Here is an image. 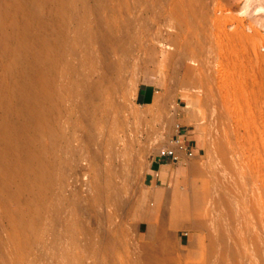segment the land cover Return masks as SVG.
<instances>
[{"label":"rangeland","instance_id":"374dc122","mask_svg":"<svg viewBox=\"0 0 264 264\" xmlns=\"http://www.w3.org/2000/svg\"><path fill=\"white\" fill-rule=\"evenodd\" d=\"M61 1L65 6L70 7V12L77 10V4L72 0ZM160 1L162 8L159 12L153 9L156 0L91 1L92 13H127L131 28L129 30L128 26L127 31L122 29L118 34L121 36L124 31L125 36L128 34L126 39L139 40L136 45L131 46L130 42L124 39L125 45L120 50L122 55L119 53L118 56L122 57V62L125 64L120 62L121 66L123 65L121 69L123 68L122 76L125 82L120 88L122 106L119 107L118 120H111L107 127L111 135L115 133L124 135L119 138L120 141L134 147L125 160L127 167H124L125 162L123 164L120 160L115 161L113 165L118 169L123 165L124 168L112 173L113 176L105 183L108 187L111 183H117L115 190L117 192L119 190L117 194L122 198H119L118 204L113 199V193L110 191L107 193L109 224L105 225L108 228H105L106 231H103L105 233L101 235L107 236L108 244L102 245L100 242L96 244L99 236L95 231L99 227L96 228L97 224L95 227L90 221L96 213V206L93 204L85 207L84 214H78V220L86 225L84 227L89 228L88 232H77L78 238L82 240L81 243L98 246L93 250L95 251L92 252L93 254H88L86 250L82 251V248L76 247L72 241L64 243V252L53 255L36 242L33 233L27 231L16 233L14 229L22 228L24 222L22 218L39 226L42 215L29 208L25 214L18 210L7 211L4 193L7 190L10 194L16 195L22 189L23 177L35 173L27 166L23 157L7 154L8 145L0 139V171L3 173L0 172V176L4 175L7 179L6 166H4L7 161L13 168L14 175L12 181L11 178L6 180L0 177L4 179L3 183L2 179L0 180L2 184L0 185V264H67L72 255L80 259L78 262L80 264H196V262L200 264L195 259L196 253L202 247L208 249L210 244L208 230L213 225L212 219L209 222L210 216L213 218L212 215H222L227 220L224 223L239 222L240 224L241 220L244 221L243 217L249 215L252 210L251 214L254 213L256 222L264 225V0L192 2L194 6L198 4V7L197 4L195 6L196 12L193 13H199L200 16L193 21L196 22L195 24L187 29L183 28L182 32L189 31L188 34L185 33L188 40L194 43L195 47L201 46L195 48V51L200 49L195 55L201 53L199 65L202 64L199 67L203 69L205 66V71L212 76L211 85L210 81L209 83L204 81L206 85H202L203 81H198V77L195 78L197 82H194V78L183 79L181 70L179 71L175 66L176 61L164 58V54L169 52L167 44L160 42L158 47H154L153 41L142 38L144 32L157 33L158 29L165 30L166 17L170 13H175L177 8L182 7L181 9L188 13L186 0ZM11 2L12 0L9 4ZM12 4L17 5V1ZM20 4L22 5L20 13H8L9 16L4 17V29L10 44L7 52L16 51L18 56H25L22 45L18 43L19 33L24 22L35 14V8L30 5V0ZM37 5L45 16H49L44 35L57 45L64 23L57 13L59 0H38ZM255 6L259 7L255 8ZM154 10L156 13H163L160 14L162 16L152 18L148 13H155ZM134 13L138 14L134 15ZM2 14L5 12L0 7V16ZM147 19L152 20L154 24H151V21L146 22ZM12 20H17L21 25L20 28H13ZM119 20L122 21L121 18ZM144 23L148 27L151 25L150 30ZM179 26L175 24L174 28L179 29ZM141 28L143 30L136 31V34H129L132 29ZM171 34H163L164 39L169 38ZM33 35L34 39H38L40 32L35 31ZM176 43L180 44V41ZM36 49L39 50L41 47L37 45ZM4 51L0 43V116L7 104L14 119L21 122L28 116L30 109L17 99L16 89L23 85L36 88L37 83L29 78V72L25 69L10 71ZM125 53L127 56L124 57ZM204 59H206L205 65ZM207 63L209 65L206 68ZM143 85H150L154 90V99L148 105H142L137 101V92ZM212 114L215 115V122L212 120ZM176 126L179 127L178 136H181L179 140L193 151V156L178 164L167 161L170 166L161 168L158 181L152 186L145 185L146 171L151 161L157 159L158 151L172 146L171 140L178 138ZM219 136L221 146L218 143ZM36 150L41 152L42 149L36 147ZM23 151L24 147L19 141L13 142L9 150L11 154L18 152V155ZM49 162L53 164L54 160L51 159ZM89 174L91 175L83 165L80 163L77 165L74 173L79 179L77 197L74 201L76 204L87 201L92 194V190H86L85 186L89 181L87 178ZM236 196H240V200ZM22 197L23 203L27 196L22 195ZM241 197L244 200H241ZM72 219L75 220V216ZM88 221H90L89 225L93 224L94 227L90 228L86 223ZM236 223L232 225L235 224L237 228ZM242 227L244 228L241 226V231L238 230L236 236L229 234L228 238L234 240L236 237H244L245 233L249 235L245 231L249 229L248 231L251 232L250 227L246 230L244 228V232ZM59 228L61 233L68 229L65 222H62ZM95 255L99 256L98 259L94 258ZM237 261L234 260L235 263Z\"/></svg>","mask_w":264,"mask_h":264},{"label":"bare ground","instance_id":"6f19581e","mask_svg":"<svg viewBox=\"0 0 264 264\" xmlns=\"http://www.w3.org/2000/svg\"><path fill=\"white\" fill-rule=\"evenodd\" d=\"M9 1L11 0H1L0 6L1 10L5 12V14L0 16V43L5 50V61L10 71L18 68L27 70L29 78L36 81L37 87L30 88L27 85H23L16 89L15 94L17 99L30 109L28 116L23 121L20 122L14 119V115L7 104L0 116V139L8 145L7 154L13 157H23L27 166L35 173V175H25L23 177L22 189L16 195L10 194L7 190L5 193L3 192L6 210L9 212L10 210H18L22 213L24 212V214L28 208L32 209V211H38L42 215L39 226H36L30 220L26 221L25 218H22L24 220L22 228L14 230L16 233L25 231L33 233L36 242L49 253L53 255L60 254L64 252V243L74 241L76 247L82 248V251L86 250L88 254H91L95 252L93 250H96L99 242L102 245L108 244L107 236L102 237L101 235L105 233L103 232L106 231L105 228H108L105 225L109 224L108 191L113 193L115 203L119 204V198H121L117 194L119 190L118 192L115 190L117 183H111L109 187L108 185L105 186V183L113 176L111 174L116 170L121 169L124 165L125 168L127 167L125 160H127L129 154L134 150L133 146L126 145L123 141H120L119 138H122L124 135L120 133L111 135L107 128L111 120H118L120 116L119 107L122 106L120 88L121 86L123 87L125 82L122 76L124 75V72L122 73L123 68L121 69L123 67V65L121 66L123 63L122 57L120 56L119 58L118 56L121 52L120 50L125 45L124 39H126L128 34L125 36L126 32L124 31L121 36L119 34L122 32V29H128L129 17H127V13H92L91 1L94 0H72V2L77 4V10L70 12V7L65 6L59 0L57 13L64 20V23L63 30L59 33L57 39V45H54L44 35L49 16H45L44 12L39 10V6L37 5L38 0H30V5L35 8V14L29 17L20 29L18 43L22 45L25 56H18L19 54L16 51L7 52L10 44L8 34L4 29V17L9 16L8 13H20L22 8L20 3L25 0H12L10 4ZM16 1L17 5L14 6L12 3ZM160 2V0H156L155 7H152L158 12L162 8ZM192 2H195V0H186L187 5L185 6L188 13L185 12L186 10L181 9L182 7H179L175 13H170L169 16L166 15L167 17L165 16V30L162 29L160 31L158 29L157 33L143 31L145 34L142 38L153 41L154 47H158L160 42L167 44L169 52L164 54V58H168L169 61L172 59L174 62L176 61L175 66L179 71L181 70L183 79L194 78V82H197L195 78L198 77V81H203L202 85L205 84L204 81H208V83L210 81L209 84L211 85V82H213L212 76L205 71V66H203V69L199 67L202 64L200 62L201 64L199 65L201 53L200 55H198L199 53L197 54L198 57L195 55V52L198 51H195V48H198L199 45L195 47V44L188 40L187 34L189 31L187 33V30H184L187 34L182 32L183 28L187 29V27L189 28L195 24L196 22L193 23V21H196L200 16L199 13H193L196 12L195 6L197 3L194 6ZM152 8L150 9L152 10ZM112 11L115 10L112 9ZM156 11L155 13L148 14L152 18L162 16L160 14L163 13H156ZM137 14L134 13V15ZM120 18L122 21L119 20ZM147 20L146 22L151 21V24H154L152 20ZM135 22L133 24L136 26ZM158 23L160 24V22ZM139 24L142 25L141 23ZM175 24L178 26L180 24V28H174ZM11 25L13 28H20L21 26L17 20H12ZM130 28L131 26H129V30ZM142 28L140 30L132 29V32L130 31L129 34H136L135 32L143 30ZM149 28H151V25ZM35 31L40 32L38 39H34L33 33ZM173 31H175L174 34ZM139 33L137 32V34ZM165 33L171 34L166 40L163 37ZM182 33L185 35H182ZM131 39H126L130 42L131 46L136 45L139 41L136 38L130 41ZM176 41H180V44H177ZM140 43L143 44L142 42ZM37 45L41 49L37 50ZM143 45L145 46V44ZM128 53L130 52L128 51ZM123 56H127L126 53ZM128 56L130 57V54ZM205 60L204 62L202 61L203 64ZM123 61L126 60L123 59ZM120 62L122 63L120 64ZM208 65L207 63L206 68ZM213 114L211 117H213L212 120L214 121L215 115ZM213 121L211 122L213 123ZM219 139H221L220 136L218 137V143L220 142ZM15 141H19L24 147L21 155H18V152H13L12 154L9 152L12 143ZM219 145L221 146L220 143ZM36 147H41V152H38ZM51 159L54 160L53 164L49 162ZM118 160L122 161L123 164L125 162L119 169L113 165ZM79 163L91 173V175H87L89 181L85 183V186L86 190H92V194L88 198L89 201L76 204L74 201L77 197L79 179H77L78 175H74V173ZM227 164L226 166L229 167ZM4 166H6L5 174L7 175V179L11 178L10 180L12 181L14 176L13 168L10 166L9 161ZM0 177L4 178V175ZM4 179H6V176ZM4 179H2V183ZM5 184L8 185L6 182ZM0 185L2 186L1 183ZM117 189H119V186ZM22 195L27 196L23 203ZM240 196H236V198L239 199ZM241 198V200H244L243 197ZM88 204L96 206V213L90 221L95 224V227L97 224L96 228H99L95 232L102 238L98 237L101 241L98 240L97 245L94 244V246L96 245L95 247L87 243H81L82 240L77 235V232H88L89 230L88 227H84L86 226L84 223L78 220V214H84L85 207ZM210 205L213 206L211 203ZM246 205L247 203L244 204V207ZM251 211L249 215H243L244 221L241 220L240 224L239 222H233L237 224V228L235 224L232 225V222H228L230 225L224 223V221L227 222L225 216L216 214V216L212 215L213 218L210 216L209 222L212 219L211 222L213 224L212 228L208 230L210 244L208 249L200 248L196 253L195 259L200 264H264V225L256 222L254 213L251 214ZM73 216H75V220L72 219ZM247 216L251 218L248 219ZM238 218L236 221L239 220ZM90 221L86 223L92 228L94 225L91 223L92 226H90ZM62 222H65L68 227L64 233H61L59 228ZM243 222L245 223L244 225L242 224ZM241 226H244L245 230L250 227L251 232L248 231L249 229L245 231L249 235L245 233L242 238L236 237L234 240H230L228 235L236 236L237 231H241ZM244 228L242 227L243 232ZM245 235L249 238L247 239ZM98 257L95 255L94 258L98 259ZM89 258L91 259V255H89ZM234 260L238 261L235 263ZM78 262H80V259L72 255L67 264H80Z\"/></svg>","mask_w":264,"mask_h":264},{"label":"crops","instance_id":"0c3cea01","mask_svg":"<svg viewBox=\"0 0 264 264\" xmlns=\"http://www.w3.org/2000/svg\"><path fill=\"white\" fill-rule=\"evenodd\" d=\"M153 99L154 90L150 85H143L139 88L137 92L138 103L142 105H148L152 103ZM168 166H170V163H168L166 160L154 159L151 161L144 177V184L150 186L155 184L159 179L158 175L161 173V168Z\"/></svg>","mask_w":264,"mask_h":264},{"label":"built area","instance_id":"2783aa9c","mask_svg":"<svg viewBox=\"0 0 264 264\" xmlns=\"http://www.w3.org/2000/svg\"><path fill=\"white\" fill-rule=\"evenodd\" d=\"M179 127H177V139H172L170 147L162 148L158 151L156 158L170 161L172 164L182 163L184 159L191 158L193 151L189 149L183 141L179 140Z\"/></svg>","mask_w":264,"mask_h":264}]
</instances>
